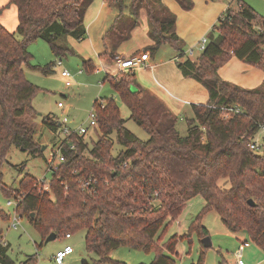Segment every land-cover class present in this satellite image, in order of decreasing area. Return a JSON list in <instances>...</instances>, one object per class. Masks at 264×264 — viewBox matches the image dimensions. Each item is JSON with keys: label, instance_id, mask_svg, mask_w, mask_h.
Here are the masks:
<instances>
[{"label": "trees", "instance_id": "obj_1", "mask_svg": "<svg viewBox=\"0 0 264 264\" xmlns=\"http://www.w3.org/2000/svg\"><path fill=\"white\" fill-rule=\"evenodd\" d=\"M92 1L11 0L17 6L16 30L9 32L0 24V187L8 197H20L16 212L27 216L42 240L51 232L57 238L85 230V249L98 257L94 264H126L109 256L120 246L153 251L148 264H176L177 243L192 231L201 239L195 264H202V238L208 230L201 219L212 210L228 230L245 233L264 251V151L249 147L257 131L264 128V77L259 86L245 88L221 79L218 73L234 56L264 74V16L241 0H237V9L228 7L219 16L213 26L215 34L194 60L186 55L185 42L176 31V16L162 0H107L117 14L102 35L101 58L115 61L119 46L131 37L144 9L151 44L143 50L153 55L160 46L170 45L182 76L200 83L208 101L191 104L193 117L186 120L183 136L176 128V116L136 82L134 70L105 75L104 81L149 138L141 140L124 126L113 97L96 98L92 107L97 139L91 147L84 135L71 134L63 140L64 160L50 170L48 191L29 174L16 188L1 183V166L12 146L33 156L42 152V145L34 140L35 127L28 121L38 115L32 99L40 88L25 77L24 66L49 74L54 63L32 64L28 46L41 39L56 56L72 53L62 40L86 37L84 16ZM176 1L184 10L194 6L192 0ZM83 67L93 70L90 60H83ZM234 104L240 106L239 112L221 109ZM40 117L49 130L60 128L58 117ZM113 132L121 146L116 155L109 138ZM87 176L94 180L84 188L78 180ZM197 195L205 203L186 233L159 242L160 228L173 222ZM7 218L0 211V219ZM8 249V243L0 244V264H26L33 258L16 263Z\"/></svg>", "mask_w": 264, "mask_h": 264}, {"label": "rangeland", "instance_id": "obj_2", "mask_svg": "<svg viewBox=\"0 0 264 264\" xmlns=\"http://www.w3.org/2000/svg\"><path fill=\"white\" fill-rule=\"evenodd\" d=\"M125 1L129 3L130 0ZM192 1L194 6L191 10H184L176 1V4L181 9L180 14L187 17L183 25L186 22L187 24L190 22L195 28L194 32H196V30L201 28L204 19H211L213 22L202 35L200 34L199 39L203 35L210 38L212 34H215L213 26L226 8H238L237 0ZM241 1L251 6L258 15L264 16V0ZM170 11L176 16L177 22L178 14L172 9ZM145 31V24L141 21L135 33L119 46L120 52L128 57L136 49H142L144 47L143 43L147 38ZM62 43L69 47L72 53L66 52L64 55L56 56L52 52L49 44L41 39L31 42L28 46L32 64L45 65L49 62L54 63L52 72L49 74H43L38 70L24 66L25 77L40 88V91L32 99V106L35 111L41 114V116L51 114L58 118L66 117L67 125L71 128H76L80 125L87 127L89 114L93 110V100L95 98L113 97L119 108L120 116L124 119V126L139 139L147 140L149 138L148 133L130 118L129 108L120 99L118 94L112 90L109 83L103 79L107 72L100 62L101 43L93 45L88 34L81 40L66 36L62 40ZM186 48L188 49L185 46ZM197 53L196 48L194 50V59H196L195 54ZM176 56L175 50L170 45L164 44L154 52L152 61L156 63L162 60L165 64L169 63V60H173L174 62L170 66L173 69H177L175 63ZM231 58L221 66L219 74L221 78L226 76L228 77L227 81L239 86H241L240 82H247L245 84H248L247 86H251L252 88L262 83L264 74L263 72L261 73L259 68L245 61L232 60ZM59 60L61 64L58 65L57 61ZM83 60H90L93 64L92 71L84 69ZM231 60L233 62H230ZM104 61L106 62L107 60L104 59ZM112 64L116 65L115 61ZM251 67H255L256 71L251 72ZM64 69L69 73V78L61 75V71ZM159 71L160 67L158 66L156 75ZM258 73L259 75L261 73L263 76L257 75ZM160 75L164 76V73L160 72ZM138 77L149 83L152 81L151 74L146 69L140 70ZM138 77L135 74L137 83L139 82ZM66 80L70 81L71 84L69 86H66ZM200 87L201 89L196 88L192 90L190 88L189 90H191L192 94H196L198 90L204 91L205 88ZM187 91L188 89L183 90V93L187 95ZM196 98L199 99L200 97L197 96ZM59 103H62V106H59ZM192 117L193 114L190 104H186L184 109L176 115V128L181 135H186L188 126L186 120ZM28 119L36 130L34 140L43 143L41 145H46V147L42 149L41 146L42 152L36 156L31 155L28 151H23L17 146L11 147L7 155V162L1 166V183L10 188H16L25 174H29L37 179L44 178L45 182H48L50 179V170L47 165V158L52 151H56V146L65 138V135L60 129L53 132L49 131L45 126L38 128L39 116L33 115L28 117ZM83 138L89 143V147H91L92 141L97 139V131L89 127ZM109 138L113 141L112 154L116 155L121 146L117 143L114 132L109 135ZM253 140L261 144V147L264 149V128H260L257 131ZM85 153L87 154L88 152L86 151ZM219 183L222 184L223 180H220ZM8 200L13 203L15 202L14 197H8L0 187V211L6 213L8 217L5 220L0 219V236L9 243V256L16 263L24 262L29 256H33L26 264H56L52 259V255L58 250H61L65 245H71L73 251L64 258L62 264H94V260L98 259L96 254L89 253L85 249V230L82 229L74 232L69 238L60 235L57 238L44 242L45 239L42 240L39 232L33 227L27 216L20 215L16 212L15 203L7 205ZM204 203L205 201L200 195L191 198L187 202L184 210L173 222L164 224L160 228L158 232L159 242L166 241L172 234H185L192 219L200 212ZM15 213L17 214L18 222L13 227L12 222ZM201 223L208 230L207 237L211 244L209 247L203 249L202 264H220V262L230 264L231 261H234V251L239 241L234 235L226 232L219 215L214 210L209 211L203 215ZM239 236L241 237L242 234ZM200 240L198 233L192 231L189 236L178 241L176 264H195L201 249ZM109 256L113 260L122 261L126 264H148L153 260L154 252L120 246L112 250ZM101 264L111 263L103 262Z\"/></svg>", "mask_w": 264, "mask_h": 264}, {"label": "crops", "instance_id": "obj_3", "mask_svg": "<svg viewBox=\"0 0 264 264\" xmlns=\"http://www.w3.org/2000/svg\"><path fill=\"white\" fill-rule=\"evenodd\" d=\"M10 1L11 0H0V8L5 7L3 12L0 14V24L7 31L14 32L18 25L17 6L14 3H10ZM162 1L168 8L172 9L173 11H175V13L178 14L177 22H176L177 24L176 31L178 35L182 38V40L185 42L186 47L188 48L193 47L194 49H196L197 41L199 40L200 34L202 35L208 29V27L213 23L212 20L204 19L201 28L199 30H196V32H194L195 28L190 22L188 24L186 22L183 25V22L184 20L187 19V17L180 14L181 9L179 8V5L176 4V1L174 0H162ZM116 14H117L116 9L107 0H93L88 6V8L86 9L85 16H84V23L86 26V36L88 34L89 39L90 41H92L93 45L101 43L100 53L103 50V44L101 40L102 35L104 34L105 30L108 28L110 23L113 21ZM141 21L145 24V27H146L145 32H146L147 38L145 42L143 43L145 46V45L151 44V40L147 35L148 24H147V19H146V12L144 9L140 10L139 24L141 23ZM138 25L132 30L131 36L133 33H135V30L138 28ZM117 53H118V56L123 57V58H129V57L139 56V55L144 56L146 60L145 63L149 64L150 66L138 67L134 69V72L138 77V72L142 69H146L150 72L152 81L149 83L138 77V80H139L138 84L142 88L147 90L148 95L153 96L158 101H160L170 111L172 115L176 116L178 113H180V111L184 109V106L186 104H190V108H191V104L206 103L208 101V93L207 91H205L204 87L200 83H198L192 78L183 77L177 67H176L177 69H173V67L170 66V64H173L174 62L173 60H169V63H165V64H164V61L162 60L155 63L152 61V54L149 53V51H144L143 48L136 49L135 52H133L128 57L120 52V48H118ZM198 55L199 53L195 54V57H197ZM231 59L239 61V59H237L234 56H232ZM192 60H194V57L192 58ZM232 60L230 62H233ZM100 62L103 65L105 71L107 72L106 75L113 76L120 71L117 65H113L112 63H109L107 61L105 62L104 59L102 58L100 59ZM158 66L160 67V71L156 75ZM251 70H252L251 72L256 71L255 67H251ZM220 71H221V67L218 70L219 74H220ZM260 71L262 73V70ZM160 72H163L164 76H161ZM261 73L260 75L259 73L257 75L262 77L263 75H261ZM257 75L255 76L257 77ZM221 79L227 81L228 77L224 76V78L222 77ZM245 83L240 82L242 87L244 86L245 88H252L251 86H247L248 84H245ZM200 86L203 87L204 91L198 90L196 94H192L191 90H189L190 88L192 90L196 88L201 89ZM186 89H188L187 95L183 93V90H186ZM197 96H199L200 98L197 99L196 98ZM192 114H193V111H192ZM37 116L40 117L41 114L38 113ZM38 126H39L38 128H42L44 126L41 121V117L39 119ZM40 144H43V143H40ZM225 229L228 234L235 236V238L239 241V244H240V240L242 239L249 241V245L244 247L243 252H242L243 259L246 264H264V251L260 249L256 244L251 242L247 238L246 234H243L242 232H238V233L231 232L226 227ZM240 234H242L241 237L239 236ZM1 239L4 240L2 236H1ZM230 264H234V261H231Z\"/></svg>", "mask_w": 264, "mask_h": 264}, {"label": "built area", "instance_id": "obj_4", "mask_svg": "<svg viewBox=\"0 0 264 264\" xmlns=\"http://www.w3.org/2000/svg\"><path fill=\"white\" fill-rule=\"evenodd\" d=\"M208 42V37L206 35H203L201 37V39H199L198 43H197V52L200 53L206 46ZM194 48L193 47H189L187 50H186V55L188 57H190L191 59L194 57ZM115 64L118 66V68L120 70H134L138 67H146V66H150L149 64H146L145 63V58L143 55H139V56H133V57H129V58H123V57H120V56H115ZM57 64H61V61H57ZM61 75L65 78H69L70 75L69 73L64 69L61 71ZM71 83L69 80L66 81V85L69 86ZM59 106H62V103H59ZM221 109H226L228 112H239L240 111V106L238 104H234V105H230L229 107L227 108H223L221 107ZM59 121H60V130L61 132L65 135V138L64 140L69 137L71 134H77V135H84L87 131H88V128L91 127L93 129H95L97 127V121H96V114H95V110L93 109L90 114H89V123H88V126L85 127V126H78L76 128H71L67 125V119L66 117H63V118H58ZM63 141L60 142L59 145L56 146V151H52L50 153V155L48 156L47 158V165H48V168L49 170H51L52 168H55L59 163H61L64 158L62 156V151H61V144H62ZM262 145L257 143L256 140H251V142L249 143V147L256 151V152H263L264 149L263 147H261ZM56 157H57V161H56ZM42 182L43 184V190L45 191H48L49 190V186H48V183L45 182V179L42 178V179H38ZM94 180V178L92 176H87V177H82L80 178L78 181L81 183V185L84 187V188H87L89 187L90 183ZM20 200V197L16 198L15 199V205H17L18 201ZM12 201L8 200L7 201V205H12L14 204ZM18 222V218H17V214L15 213L14 214V217H13V222H12V226L15 227L16 223ZM70 235L67 234L66 237H69ZM0 244L1 245H5L6 242L4 240H0ZM249 245V241L247 240H240V244L239 246L237 247V249L234 251V264H246L244 259H243V249L244 247L248 246ZM73 251L71 245H65L61 250H58L57 252H55V254L52 256V259L53 261L56 263V264H62L63 263V260L64 258L69 255L71 252Z\"/></svg>", "mask_w": 264, "mask_h": 264}, {"label": "water", "instance_id": "obj_5", "mask_svg": "<svg viewBox=\"0 0 264 264\" xmlns=\"http://www.w3.org/2000/svg\"><path fill=\"white\" fill-rule=\"evenodd\" d=\"M45 148V146H42V149H44ZM248 203L250 204V205H253L254 203H253V201L251 200V199H249L248 200ZM31 216H33V213H31ZM56 237V234L54 233V232H51V233H49V235L45 238V240H44V242H47V241H49V240H51V239H54ZM203 245L205 246V247H209L211 244H210V241H209V238L206 236V237H204L203 238Z\"/></svg>", "mask_w": 264, "mask_h": 264}]
</instances>
